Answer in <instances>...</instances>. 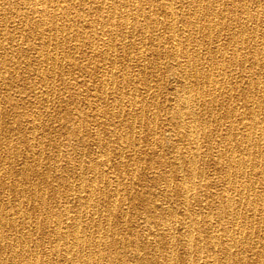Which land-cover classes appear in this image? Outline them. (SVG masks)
<instances>
[{"label":"bare ground","instance_id":"1","mask_svg":"<svg viewBox=\"0 0 264 264\" xmlns=\"http://www.w3.org/2000/svg\"><path fill=\"white\" fill-rule=\"evenodd\" d=\"M0 264H264V0H0Z\"/></svg>","mask_w":264,"mask_h":264},{"label":"rangeland","instance_id":"2","mask_svg":"<svg viewBox=\"0 0 264 264\" xmlns=\"http://www.w3.org/2000/svg\"><path fill=\"white\" fill-rule=\"evenodd\" d=\"M17 42L19 43V45L21 44V41L20 40H17ZM22 45V44H21ZM76 61L77 62H82L83 61V58L81 56H77L76 58ZM68 78V77H67ZM83 80V77L79 76V73L78 72H73V74L71 76H69V81H76V82H81ZM161 98V96H160ZM59 108H56V111L58 110Z\"/></svg>","mask_w":264,"mask_h":264}]
</instances>
